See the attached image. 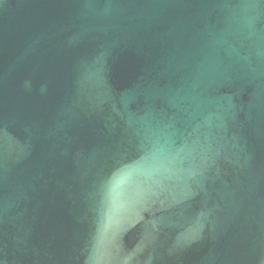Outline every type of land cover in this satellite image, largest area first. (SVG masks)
Instances as JSON below:
<instances>
[{
    "label": "water",
    "instance_id": "1",
    "mask_svg": "<svg viewBox=\"0 0 264 264\" xmlns=\"http://www.w3.org/2000/svg\"><path fill=\"white\" fill-rule=\"evenodd\" d=\"M0 264H264V0H0Z\"/></svg>",
    "mask_w": 264,
    "mask_h": 264
}]
</instances>
